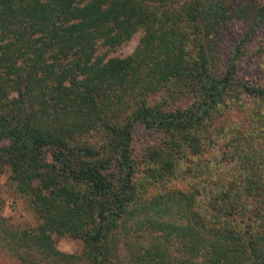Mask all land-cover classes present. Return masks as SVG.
Masks as SVG:
<instances>
[{
  "label": "trees",
  "instance_id": "1",
  "mask_svg": "<svg viewBox=\"0 0 264 264\" xmlns=\"http://www.w3.org/2000/svg\"><path fill=\"white\" fill-rule=\"evenodd\" d=\"M262 25L264 0H0V172L38 218L6 232L19 264H264V84L237 74ZM234 108L252 127L210 172Z\"/></svg>",
  "mask_w": 264,
  "mask_h": 264
},
{
  "label": "rangeland",
  "instance_id": "2",
  "mask_svg": "<svg viewBox=\"0 0 264 264\" xmlns=\"http://www.w3.org/2000/svg\"><path fill=\"white\" fill-rule=\"evenodd\" d=\"M234 2V0H232ZM246 24L237 22L232 25H227L223 30L221 52L225 55L227 51L241 38ZM139 32L133 33L130 38L114 48H106L99 46L97 48L98 54H103L104 60L109 57H122L130 53L137 43ZM247 46L246 57L241 62L238 70V76L242 80H247L253 83L264 84V61H261L258 56L252 54L254 46H264V25H262L256 32L252 42ZM264 48V47H263ZM247 112L242 110H233L221 114L215 119L216 130H220V134L213 133L214 139L212 150L209 154H205L203 158L209 161L210 172H218V165L221 162L223 168H233L229 156L231 154L227 143L230 137L233 136L234 126H238L239 132L248 130L249 124ZM215 132V131H214ZM154 139L146 133V131L137 128L134 134L133 146L137 153L143 151L146 143H153ZM215 165V167L213 166ZM210 174V173H209ZM206 174H202L205 177ZM215 177L214 173L210 174ZM182 187V183L171 181L167 186ZM2 218V219H1ZM38 218L32 212L27 197L16 191L14 183L9 177V169L4 166L0 172V264H19L16 255L8 248L10 238L6 235L8 231H20L22 229L33 228L37 225ZM55 246L60 251L66 253H78L81 250L82 243L78 239L67 236L55 237Z\"/></svg>",
  "mask_w": 264,
  "mask_h": 264
}]
</instances>
